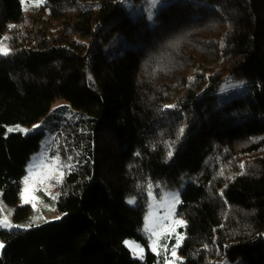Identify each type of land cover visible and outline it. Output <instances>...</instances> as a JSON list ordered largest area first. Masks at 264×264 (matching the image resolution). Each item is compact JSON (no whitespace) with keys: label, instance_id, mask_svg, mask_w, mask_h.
Here are the masks:
<instances>
[{"label":"trees","instance_id":"1","mask_svg":"<svg viewBox=\"0 0 264 264\" xmlns=\"http://www.w3.org/2000/svg\"><path fill=\"white\" fill-rule=\"evenodd\" d=\"M9 25L0 191L15 219L31 211L18 194L42 133L5 135V126L36 123L62 99L86 116L87 131L73 137L84 165L57 187L63 216L0 229V264H153L148 250L141 263L126 245L147 246V193L202 171L203 185L178 195L182 264H264V0H169L152 26L119 0H43L26 19L20 0H0V39ZM115 31L133 45L107 58ZM226 80L245 88L217 103ZM213 148L220 162L205 168Z\"/></svg>","mask_w":264,"mask_h":264},{"label":"rangeland","instance_id":"2","mask_svg":"<svg viewBox=\"0 0 264 264\" xmlns=\"http://www.w3.org/2000/svg\"><path fill=\"white\" fill-rule=\"evenodd\" d=\"M169 0H119L123 11L132 16L144 13L147 25L152 26L157 10ZM43 0H20L23 18L30 16V9L42 5ZM16 38L13 26H8L0 39V48L9 49V44ZM133 44L119 31H115L104 47L107 58L117 56ZM4 56V54H0ZM245 81L226 80L219 88L217 103L230 100L243 93ZM12 129V131H9ZM87 131V118L72 109L62 99H56L46 116L30 125L13 124L5 126V135L19 133L23 136L41 132L39 147L25 166L21 180L17 206H29L30 213L23 218L15 219V206L7 204L0 191V229L5 231L27 230L48 222L61 219L63 214L56 209L57 187L64 174L84 165V154L77 148L74 134ZM220 149L213 148L207 157L205 168H214L219 162L216 156ZM204 172L194 179L183 178L172 187H162L159 193L151 190L147 193L145 213L141 233L147 240V246L127 242L126 245L139 262H144L147 250L153 255V264H182L183 258L179 248L184 240V222L176 214L178 195L189 184L201 186L204 183ZM27 201V202H26ZM131 201V202H130ZM129 206L136 204L132 197L125 199ZM7 221L4 223V221ZM0 244L2 240L0 239ZM132 245V246H130ZM2 248H0L1 252ZM173 252L175 255H173ZM214 264H242L241 261L221 259Z\"/></svg>","mask_w":264,"mask_h":264},{"label":"snow or ice","instance_id":"3","mask_svg":"<svg viewBox=\"0 0 264 264\" xmlns=\"http://www.w3.org/2000/svg\"><path fill=\"white\" fill-rule=\"evenodd\" d=\"M155 3H156V0H153V6H155ZM0 54H4V55H7V50L4 49V48H0ZM9 131H12V129H9ZM181 132H183V129H181ZM27 202V201H26ZM131 202V201H130ZM7 221L5 220L4 223H6ZM132 246V245H130ZM4 245L3 244H0V248H3ZM173 255H175V253L173 252Z\"/></svg>","mask_w":264,"mask_h":264},{"label":"built area","instance_id":"4","mask_svg":"<svg viewBox=\"0 0 264 264\" xmlns=\"http://www.w3.org/2000/svg\"><path fill=\"white\" fill-rule=\"evenodd\" d=\"M133 257H135V256H133Z\"/></svg>","mask_w":264,"mask_h":264}]
</instances>
